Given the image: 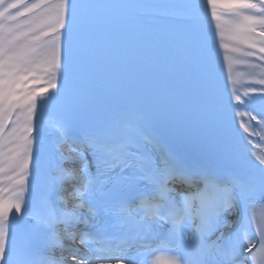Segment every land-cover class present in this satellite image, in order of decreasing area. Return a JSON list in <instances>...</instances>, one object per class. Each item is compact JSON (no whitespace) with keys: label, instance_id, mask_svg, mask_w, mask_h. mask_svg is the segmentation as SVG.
I'll use <instances>...</instances> for the list:
<instances>
[{"label":"snow or ice","instance_id":"snow-or-ice-1","mask_svg":"<svg viewBox=\"0 0 264 264\" xmlns=\"http://www.w3.org/2000/svg\"><path fill=\"white\" fill-rule=\"evenodd\" d=\"M0 264H264V0H0Z\"/></svg>","mask_w":264,"mask_h":264}]
</instances>
